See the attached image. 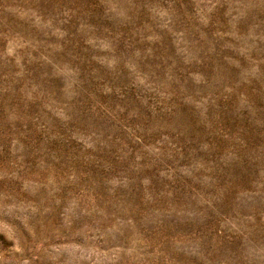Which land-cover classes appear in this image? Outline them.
Segmentation results:
<instances>
[{"label":"rangeland","instance_id":"374dc122","mask_svg":"<svg viewBox=\"0 0 264 264\" xmlns=\"http://www.w3.org/2000/svg\"><path fill=\"white\" fill-rule=\"evenodd\" d=\"M0 264H264V0H0Z\"/></svg>","mask_w":264,"mask_h":264}]
</instances>
